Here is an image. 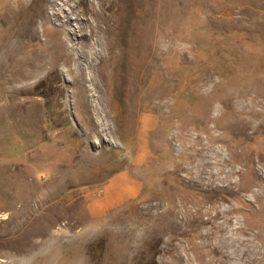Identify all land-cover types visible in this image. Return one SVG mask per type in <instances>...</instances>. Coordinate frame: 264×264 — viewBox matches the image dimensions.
<instances>
[{
  "label": "rangeland",
  "instance_id": "rangeland-1",
  "mask_svg": "<svg viewBox=\"0 0 264 264\" xmlns=\"http://www.w3.org/2000/svg\"><path fill=\"white\" fill-rule=\"evenodd\" d=\"M0 264H264V0H0Z\"/></svg>",
  "mask_w": 264,
  "mask_h": 264
},
{
  "label": "crops",
  "instance_id": "crops-1",
  "mask_svg": "<svg viewBox=\"0 0 264 264\" xmlns=\"http://www.w3.org/2000/svg\"><path fill=\"white\" fill-rule=\"evenodd\" d=\"M130 178L124 173H116L111 176L103 186L100 196L90 198L88 210L94 215H99L136 196L140 187Z\"/></svg>",
  "mask_w": 264,
  "mask_h": 264
}]
</instances>
